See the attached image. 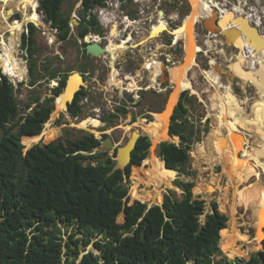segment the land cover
<instances>
[{
	"label": "trees",
	"instance_id": "1",
	"mask_svg": "<svg viewBox=\"0 0 264 264\" xmlns=\"http://www.w3.org/2000/svg\"><path fill=\"white\" fill-rule=\"evenodd\" d=\"M64 2L40 0L44 20L60 31L61 40L70 34V17L62 10ZM103 2L82 0L81 13L84 16L93 5ZM88 29L81 23L78 36L84 37ZM35 30L30 24L29 32L22 37L23 48L31 58V76L36 64L32 59ZM21 32L14 33L15 45ZM0 44V264H56L62 253L66 264L77 263V257V264H238L231 258L239 253L231 252L229 258L221 248V235L228 227L227 214L216 201L206 212V201L193 192L195 182L177 178L174 184L182 190V198L166 194L161 205L150 208V188L129 191L131 168L132 177L143 169L152 146L151 135L139 138L132 151V163L124 169L117 168L107 152L93 153L102 143L93 134L58 142L49 135L43 145L31 146L28 140L41 134L66 78L59 79L53 97L44 102L36 98L32 111L20 116L14 85L7 76L11 71L2 41ZM56 74L57 71L52 77L57 78ZM181 94L170 117L169 130L167 127L172 140L178 135L182 139L181 144L169 143L166 147L165 168L171 175L188 162L191 136L195 133L187 105L191 102L189 91ZM69 112L73 116L81 113L78 99L70 104ZM114 116L104 118L111 123ZM24 145L30 147L26 152ZM205 190L204 186L196 192ZM164 195L157 196V203L163 201ZM128 202L131 205L126 206L124 221L125 215L120 213ZM60 225L67 229L72 226L66 241ZM96 237L100 238L95 240ZM90 244L97 252L87 250ZM262 246V252L252 253L245 264H264V241ZM244 260L245 257L237 259Z\"/></svg>",
	"mask_w": 264,
	"mask_h": 264
},
{
	"label": "rangeland",
	"instance_id": "2",
	"mask_svg": "<svg viewBox=\"0 0 264 264\" xmlns=\"http://www.w3.org/2000/svg\"><path fill=\"white\" fill-rule=\"evenodd\" d=\"M31 1L36 4L37 9L41 15V20L38 23L36 22L39 25V27H36V30L33 33V38L35 41L34 46L36 49L34 55L32 56V59L36 63L34 66V74L31 76L29 73V67H30L29 59L31 58H29V53L27 49H24L22 45L23 33L29 32V29L25 24L23 26L22 32L19 35V41L16 45V51L13 54L15 65L14 64L12 66L10 65V67L8 65L11 71L10 72L11 76L7 75L9 77V80L14 85V95L16 98L20 116L26 115L27 113H29V111H31V108L35 107L36 103L34 101L36 98H39L41 102H44L47 98L53 97L54 96L53 88L59 85V79L64 77L66 74L68 77L70 73H72L73 71L80 72V70H82L84 67L83 60L85 59L84 54L82 53L84 47L81 44L80 39L78 38V30L80 26L77 23H75L74 20H72L73 15L75 13H78L79 15L81 14V11L83 9L81 3L82 0H65L63 4L62 10L64 15L70 17V21L71 23H73V25H77L76 27L73 26L74 29L70 28V34L66 40H61L59 37L60 31L52 28L51 25L44 20V15L40 10L39 0H31ZM175 1L179 2L180 0H173L172 2L173 5ZM18 4L19 6L22 5L21 0L18 1ZM3 7L6 8L5 11L7 9L9 10L10 7L8 5H5L4 2L0 1V41H2L4 52L7 53V50L13 46L10 40L13 38V34L11 33L13 30L9 31L6 22L2 17L1 13L2 11H4ZM172 8H174L172 4H169V12L172 10ZM190 11H191V3L188 0H182V4L180 6V14L183 17V21H184V22L182 21L181 23L182 25L185 23V16L186 18H188L187 15L190 13ZM29 12H31L30 5L27 6V13ZM22 19H23V15L22 12L20 11L11 14L9 17L10 22L15 21L17 22V24L20 23ZM1 20L3 23L1 22ZM18 20H20V22ZM155 34L156 33H153V35ZM244 43L245 41L243 42V44ZM228 44H233V43L231 42ZM0 49H1V44H0ZM178 54L179 57L173 58L171 62V66L179 64L184 60L185 51H179ZM208 55H212L214 57V55L211 52H209ZM219 56L221 57L220 59L223 60L224 57L222 56V54ZM209 60H210L209 56L199 53L197 56V63L199 66L198 65L193 66L188 73V78L191 80V82L193 81L192 86L195 89V92H193L191 88L185 89L189 91V96L191 97V102H188L187 105L190 109L189 116L194 125V132H195L191 136L190 151H192V153H189L190 157L188 162L181 167L182 170H177L173 175H171L169 171L165 168V162L162 156L160 155L161 143L158 144L156 150L154 151V155H153L154 162L152 163L148 162L150 160L152 153L151 150L152 146L150 145L148 149L149 156L144 161L143 169L138 171L136 175L132 177V168H131L129 191L136 193L139 190H143L144 187L150 188L152 191L151 195L153 196V201L147 203L152 204V203H156L157 196L160 194L162 195L163 193H165V195L171 194L174 198H178V199L182 198V190L176 185H174V187L171 186L172 188L168 189V184L171 183V181H175L177 178H182L188 181L195 182L196 187L194 186L193 192L196 196H200L202 199L206 201V212L211 210L212 201H216L219 204L220 210L227 214L229 218L227 223L228 228L225 232H223V234H226L227 236L238 237L237 239L236 238L231 240L228 239L225 244L221 245L223 253L227 255L229 258H231L230 257L231 252L239 253L238 255H236L234 258L231 259L238 262V264H245L252 253L262 252L260 251L262 249L260 245V241L264 238V236L262 235L263 237L261 236L259 237L258 235H256L255 232L256 227L254 225L255 215L253 216L254 211H252L250 207L245 205V202L240 197L239 192L242 189H245L246 187L251 186L254 183L255 184L259 183L260 185H264V174L260 169H258L255 175L246 177V174L241 170L243 164L242 165L237 164L236 166L232 167L231 170L226 171V167L228 165L226 161L222 160L219 156H217L214 160L215 153L213 152L214 147L212 146V143L214 142V138L221 141V146L223 148L226 147V145L223 144L222 141L223 138H225L228 141V143H230L231 145L232 144L233 146L236 145L235 147H237V149L233 153V155L234 158L240 162L243 159L248 158V154L252 149V143L254 139L253 137H250V134L245 131H235V133H233V134H241L242 137H245L244 141L241 143L236 142V140L233 138L232 139L229 138L233 134L226 137V135H228L230 132H228V130L224 128L225 123L221 119L219 120L218 115L220 114V108L218 106L219 103V96L217 92L218 90H216L215 86L212 85L207 80V79H211L212 81L217 80L214 77V75L211 73V69L213 67L215 68V66L212 65L211 69H209L210 68ZM0 67L2 68L1 63H0ZM229 68L235 71L236 73L241 74L239 72L240 68L238 65L234 64L230 67H227V69ZM204 69H208V70H204ZM202 70H204L203 73ZM55 71H57L56 74L57 78L52 77V74ZM21 73H25V76L21 79L17 78L21 75ZM241 75L243 76V74ZM228 81H229L228 75H223L221 80L222 84H228ZM31 82H34V84L31 85ZM168 85H169V90H168L167 101L164 102L162 105H159L157 108H152L151 111L153 114L151 117H145L147 118L146 120H142L140 117H138L136 118V120L133 121V123H131L130 122L131 116L128 113L127 115L120 114V116H117L110 123L109 121L105 120L104 117H107L109 116L108 114L112 113L111 110L113 109V107L110 106V104L104 106L96 105V107H99L101 109L99 110L100 112H98L102 117L100 121L101 126L99 128H92V131L89 129L85 130L83 128H80L78 125L83 119L92 118L99 121L100 118L96 116L98 113L94 112V110L90 111L88 109L87 103L85 102L83 109H81V113L78 116H73L71 115L67 107L64 110L56 109L55 102L58 96L57 97L55 96L53 102L55 108L51 113L49 120L45 123L41 134L35 136L38 137V139H36L34 143H31L29 140L28 143L31 146L35 144L43 145L44 142L48 139L49 135H52L56 139L55 142L65 141V139L67 138L75 139L85 134H93L95 137L96 136L102 137L103 135L102 131H105L108 135L107 138L111 140V142L114 144V147L111 149H107L101 144V146L97 148L93 153L98 154L100 152H107L109 156L113 157L114 155H116L115 154L116 149L126 144V142L132 136L133 132H139L144 136H147V134H149L151 135V139H152V134L151 131L148 130V127L150 126V124L152 125L156 123L157 120L155 115L161 114L162 112H164V110L167 107V102L173 90V84L169 82ZM223 89H224L223 87L221 88L219 87V90H223ZM232 90L239 98H243L249 103V104H245L246 110L244 111V114L241 115V117H243L244 120L250 121L253 120L254 116L256 115L257 119L259 121L261 120L260 124H262L264 127V113L260 112L261 111L260 107H257V106H262L264 104V102H262L264 96L258 95L256 90L252 86L251 87L248 86L244 90L241 80H239L238 78H235L232 81ZM104 93H107L105 96L112 100L110 95H112L113 92L104 90ZM181 95L178 100H180ZM256 98H257V106H253V101ZM178 100L177 102H179ZM28 104L30 106H28ZM176 104L173 110L177 106ZM173 110L171 112V115L173 113ZM127 111H131V110L127 109ZM77 117L78 119H76ZM170 117H169V123H170ZM107 123L110 125H107ZM103 127L104 130H101ZM212 133L214 137L211 136ZM101 140L103 141V139ZM181 141L182 139L178 135V138L174 140L170 138L169 142L181 144ZM151 144L153 145V142H151ZM27 148L29 147L25 146L24 150H26ZM210 154H212V156ZM115 160L116 162H118L117 156L115 157ZM85 163H88V161H86ZM92 163L95 164L96 162L93 161ZM212 179H214L213 186L208 187V185L205 182H209ZM199 181H205V182L200 184ZM204 186L206 187L207 190L201 193L196 192L198 189ZM228 190L231 191V195H230L231 198H230V202L228 204H225V200L228 195L227 192ZM221 196L224 197L223 202L221 201ZM130 199L131 197L129 194V201ZM127 205H130V202L124 205L123 210L120 213L122 216L123 214L125 215L126 213ZM202 217L204 218V215ZM123 222L124 221L118 223H123ZM60 226L62 227L64 240L66 241L68 239L69 234H71V227L67 229L63 225ZM263 228H264V224H263ZM67 230L68 232L66 233ZM243 234H245V236L241 237ZM81 236L82 235H79L78 237ZM256 236L258 239L256 238ZM98 238L100 237H96L95 240ZM249 241H253V244L251 246L244 248V250L242 251L237 250L238 246L243 245L245 247L246 245H248ZM81 247L83 248V246ZM87 250L96 251L93 247V244H90L87 247ZM60 257H62V259L59 258L56 264H66L65 263L66 255L62 253ZM242 257H245L244 261H237V259ZM78 261H79V257H77V263ZM189 264H195V263L194 261H191Z\"/></svg>",
	"mask_w": 264,
	"mask_h": 264
},
{
	"label": "bare ground",
	"instance_id": "3",
	"mask_svg": "<svg viewBox=\"0 0 264 264\" xmlns=\"http://www.w3.org/2000/svg\"><path fill=\"white\" fill-rule=\"evenodd\" d=\"M18 1L19 0H13L10 2L4 3L5 5H8L10 7V9L9 10L7 9L5 11L6 8L3 7L4 11H2V13H1L2 17L4 18V21L7 24L9 31L13 30L11 32L13 34V38L10 39L11 44L13 46L8 50L6 49L7 53H5V60L7 62V65H9V67H10V65L11 66L13 64L15 65L14 58H13V54L16 51V45H15L16 40H15L14 33L18 32V31H22L23 26L28 21H34V22L38 23L41 20V15H40L35 3H33L31 0H21L22 5L19 6ZM188 1H190V3H191V11L187 15L188 18H186V16H185V23L183 25L182 24L179 25L177 30L175 31L176 38L177 39H183V41H184L185 57H184V60L182 62H180L179 64H176V65H174L168 69L169 82L173 84V90L171 92L170 98L167 102V107L164 110V112H162L161 114H156L155 115L156 120H157L156 123L152 124V125L150 124V126L148 127V130L151 131L152 142H153V145L151 148V150H152L151 157H150V160L148 161L149 163L154 162L153 161V158H154L153 155H154V151L156 150V147L158 146V144H160V143L165 144V143H168L170 141V137L167 134V127L169 128V124H168L169 123V117H170L171 112H172L177 100L179 99L181 93L185 89H189V88H191L192 91L195 92V89L192 86L193 81L191 82V80L188 78V73L192 69L193 66L198 65L197 56H198L199 52L204 51L203 47L201 45H199L196 41L195 25H196L199 17H203V18L207 19V17L210 15L211 11L213 10V2L211 3L212 5H207L204 0H188ZM28 5H30V7H31V12H29V13H27V6ZM234 9H236L235 12H237V13H239V11L243 12V9L239 6L234 7ZM18 11L22 12V15H23L22 21L18 24L15 21L10 22L9 21L10 15L15 13V12H18ZM235 12H230L232 14L229 13L228 15L224 16V18L221 20L220 23H221V26L223 27V29L225 26H226L225 29L227 31H229L230 29H233V28L235 30L238 29L235 27H237L240 24V22H242V19L235 21L234 20ZM248 12H250V11H248ZM252 18L253 17L250 15V17L247 18V21H248V19L250 20ZM256 19H257V17H256ZM1 22H2V20H1ZM229 25L235 26V27L229 28L230 27ZM162 29H163V26L157 25L154 27L153 33L158 34V32ZM251 33H252L251 35L246 37L241 30V32L233 35L232 37L229 36L230 38L228 39V41L225 40L227 43L232 42L234 45L239 47V51L234 54L233 60L229 59L228 57L223 58V60H221L218 57H213V56L210 57L211 55L210 56L208 55L210 57L209 65H211V67H212V65L215 66V68L213 67L211 69V67H210L209 69H211V73L214 75V77L217 80L212 81L211 79H207L212 85L215 86L216 90H218L217 91L218 96H219L218 106L220 108V114L218 115L219 120L221 119L225 123L224 128H226L228 130V132H230L228 135H226V137L235 133V131H245V132L249 133L250 137H253V139H254V141L252 143V149L248 154V158H245L240 162V161H237L233 155V153L237 149V147H235L236 145L233 146V144L231 145L226 140V142H225L226 147L223 148L221 146V141L214 138V142L212 143V146L214 147L213 152L215 153V156L213 155L214 160L217 156H219L222 160L226 161L228 163V165L226 167V171L231 170L232 167L236 166L237 164H241V165L243 164V167L241 170H242V172H244L246 174V177H249L251 175H255L257 173L258 169H260L262 171V173L264 174V127L262 124H260L261 120L259 121L257 119L256 115L254 116V119L250 120V121L244 120V118L241 117V115H243L244 111L246 110L245 104H249V103L245 99L239 98L234 93V91L232 90V81L235 78H238L239 80H241V83H242L244 90L246 89V87L252 86V87H254V89L256 90L258 95L264 96V34H263V32H259V31H258V33H259L258 34L255 29L253 31H251ZM244 36H245V38H244ZM252 37L254 39H257L258 41H260L261 45H257L253 42L251 43ZM211 38H213V36ZM244 41H245V43L243 44ZM113 47L109 48L110 52L112 53V56L114 55V53H113L114 49H112ZM205 52L209 53L208 49H205ZM248 55L250 58V60H249L250 64L246 63ZM234 64L239 66V68H240L239 72L241 74H243V76L241 74H238L235 71L231 70L230 68L227 69V67H230ZM204 70H208V69H204ZM204 70H202V73L204 72ZM223 75H228V78H229L228 84H222L221 80H222ZM24 76H25V73H21V75L17 78L21 79ZM207 76H208V74H207ZM78 84H81V78L79 75H76V76L71 78L70 86L71 85L77 86ZM219 87L220 88L223 87L224 89L219 90ZM66 100L67 99L65 98V94H63V92H62L57 97V100L55 102L56 109H58V110L66 109ZM262 102H264V97H263ZM253 106H257V98L253 101ZM257 107H260V110H261L260 112L264 113V104L262 106H257ZM217 114H218V112H217ZM78 126L80 128L85 129V130L89 129L92 131V128H99L101 126V122L96 120V119H92V118L83 119L79 123ZM167 135H168V137H167ZM211 136H213V133ZM240 136H241V134H233L229 138H231V139L233 138L236 140V142L241 143L244 141L245 137H242V136L240 137ZM36 139H38V137L31 138L30 142L34 143V141H36ZM197 151H198V149H197ZM213 152H210V153H213ZM210 155L212 156V154H210ZM117 158H118L117 163H119L120 165H123L127 162V159L124 156H122L121 154L117 155ZM232 171H234V170H232ZM204 182L205 181H199L200 184H202ZM213 182H214V179H212L209 182H205V183L208 185V187H211V186H213ZM227 192H228V195L226 197L225 204H228L230 202V198H231L230 197L231 191L228 190ZM239 195L243 199V201L245 202V205L250 207L252 209V211H254L253 216L255 215L254 225L256 227V231H257L258 226L260 224L259 218L261 216L262 222L260 224V227H261V229H263V231L261 232L262 234L256 233V235H258L259 237L260 236L263 237L264 236V228H263V224H264V185H260L259 183H256V184L254 183L251 186H248L245 189H242L239 192ZM156 203H157V201H156ZM244 236H245V234H243L241 237H244ZM235 238L237 239L238 237L227 236L226 234H223L221 241H220L221 245L225 244L228 239L231 240V239H235ZM256 238H257V236H256ZM263 241H264V238L260 241L261 248L263 247L262 246ZM252 244H253V241H249L248 245H246L245 247L243 245H240L237 247V250L242 251V250H244V248L251 246Z\"/></svg>",
	"mask_w": 264,
	"mask_h": 264
},
{
	"label": "flooded vegetation",
	"instance_id": "4",
	"mask_svg": "<svg viewBox=\"0 0 264 264\" xmlns=\"http://www.w3.org/2000/svg\"><path fill=\"white\" fill-rule=\"evenodd\" d=\"M204 1L207 5H212L211 3L213 2V10L208 17H212L213 13L217 15L215 20L217 32L209 31L204 26V20L202 24L199 23L196 25L202 32L212 33L208 45L209 52L214 57L221 58L219 55L222 54L224 58H227L232 55L234 56L239 51V47L234 44H228L225 41L223 31L226 29H223L220 24L224 16L230 12H235L236 9L234 7L236 6L241 7L243 12H235V17L244 14L242 17L248 18L251 15L253 18L248 19L249 24L264 34V0ZM173 6L180 11L177 6ZM147 9L148 16L153 14L161 15L162 13L167 17L168 8L166 0L160 4L154 3ZM126 15H128L127 18H125ZM143 19L144 12L139 11L137 4L123 6L116 11L118 24H115L112 32L106 33L102 29H96L102 36L100 45L105 48L103 54L99 56L89 55L86 52L87 45L85 44L84 46L82 42L84 47L82 53L85 59L83 60L84 67L80 70V73L83 76L84 83L75 99L85 101L89 107L110 104L113 107L111 111L115 115L113 120L117 116H120V114L127 115L128 113L131 116V123L138 117L146 120L147 118L145 117L152 116V108H157L168 99V45L172 41H169L166 29L160 30L158 32L159 35H153L152 30L148 36H145L144 31L138 27ZM232 27L235 26H230L229 28ZM235 28L239 27L237 26ZM212 36L213 38H211ZM110 46H114L112 48L114 49L113 56L109 50ZM64 77L67 81V74ZM104 90L113 92L110 95L112 100L105 96L107 93H104ZM127 109L131 111H127ZM107 125L110 124L107 123ZM101 130H104V127ZM102 132V139L104 140L107 138L104 137L107 133L105 131Z\"/></svg>",
	"mask_w": 264,
	"mask_h": 264
},
{
	"label": "built area",
	"instance_id": "5",
	"mask_svg": "<svg viewBox=\"0 0 264 264\" xmlns=\"http://www.w3.org/2000/svg\"><path fill=\"white\" fill-rule=\"evenodd\" d=\"M163 1L164 0H104L103 4L93 5L86 12V14H84V16L82 13L80 15L78 13H75L73 15L72 20H74V22L77 23L78 25L81 23H84L89 28L84 37L78 36L81 44H82V42L84 43V46H85V44L87 45V44H91V43L101 44L102 36H101V34H99L96 31V29H102V31H105L106 33L112 32L115 24L116 23L118 24V21L116 20V11L118 9H120L121 7L127 6L129 4H137L139 11L144 12V19L140 22L138 27L144 31L145 36L146 35L148 36L149 33L152 32L154 27L157 25L163 26V29H166L168 32L169 41H172L168 45L167 69H169L170 67H172L171 62H172L173 58L179 57L178 52L185 50L183 39H177L176 34H175V31L177 30L178 26L181 25V23L183 21V17L181 16L180 11H178L173 6V3H172L173 0H166L167 8H168L167 17H165L162 13H161V15H154V14L150 15V16L147 15L148 14V9H147L148 7H151L154 3L160 4ZM169 4H172V6L174 7V8H172V11H170V12H169ZM181 4H182V0H180L179 2L175 1V3H174V5L177 6L179 9H180ZM82 8H83V5H82ZM125 10L127 11V9H125ZM239 13H240V11H239ZM245 16H246V14H245ZM127 17H128V15L125 16V18H127ZM246 17H248V16H246ZM203 20H205V18L199 17L196 24H199V23L202 24ZM132 21L136 22L135 20H132ZM73 26L76 27L77 25H73V23H71V21H70V28L74 29ZM52 28L58 30L55 27H52ZM157 35H159V33ZM211 35H212V33H210V32L204 33V32H202V30H200L197 27V25H195L196 41L204 49V51L199 52L200 54H205L206 56H208V53L205 52V49L207 48L208 52H209V45L208 44H209V40H210ZM110 47H112V46H110ZM228 58L233 60L234 56L232 55V56H229ZM249 60H250V58L248 55L247 61H246L247 64H250ZM210 67H211V65H210ZM84 104H85V101H78V106L81 109H83ZM33 108H31V111ZM91 108L96 113L100 112L99 107H96V106L89 107L88 106V109L90 111H92ZM31 111H29V113ZM26 115H24V116H26ZM96 116L99 117L100 118L99 121H101L102 118L100 117V113H98ZM99 139L101 140L102 137H100ZM71 233H72V226H71Z\"/></svg>",
	"mask_w": 264,
	"mask_h": 264
},
{
	"label": "water",
	"instance_id": "6",
	"mask_svg": "<svg viewBox=\"0 0 264 264\" xmlns=\"http://www.w3.org/2000/svg\"><path fill=\"white\" fill-rule=\"evenodd\" d=\"M39 5H40V0H39ZM232 14V13H230ZM217 15L215 13H213L212 17H208L207 19L204 20V26L210 30V31H216L217 32V25L215 23V20H216V17ZM242 19V22H240V24L238 25V31L235 30L234 28L233 29H230L229 31L227 30H224L223 31V36L225 38L226 41H228V39L230 37H232L233 35L241 32L245 34L246 37H248L249 35H251V31H253L254 29L256 30V28H254L253 26H251L249 24V22L247 21V18H244L242 16H237L235 17V21L237 20H240ZM221 22V21H220ZM30 24H33L35 27H39V25L34 22V21H28L26 23L27 25V28L29 29V25ZM221 24V23H220ZM257 31V30H256ZM258 33V31H257ZM259 34V33H258ZM230 36V37H229ZM255 43L257 45H261V42L258 41L257 39H254L252 37V40H251V43ZM86 52L89 54V55H93V56H99L100 54H103L105 52V48H103L100 44L98 43H91V44H87L86 46ZM167 72H168V69H167ZM76 75H79L80 78H81V84H78L77 86L76 85H71L70 86V80L72 77L76 76ZM168 81H169V76H168ZM84 83V80H83V76L81 75L80 72H77V71H73L72 73H70V75L67 77V81H66V85L64 87V90H63V94H65V98L67 99L66 100V107L67 109L69 110V106L70 104H72L76 98V95L77 93L82 89V84ZM174 111V110H173ZM174 135H177V134H174ZM141 136H144L142 135L141 133L139 132H133L132 136L130 137V139L126 142V144H124L123 146L119 147L116 149V156L121 154L122 156H124L126 159H127V162L123 165H120L119 163H117L116 167L117 168H122L124 169L127 165H130L132 163V151L136 148V145H137V142L139 140V138ZM180 136V135H179ZM181 137V136H180ZM225 141L226 139L223 138V144H225ZM169 143H174V142H168V143H165V144H161L160 146V155L162 156L164 162H165V152H166V147ZM104 147H106L107 149H111L114 147V144L111 142L110 139L108 138H105L102 143H101ZM30 148V147H29ZM27 148L25 150V152L29 149ZM189 153H192V151H189ZM115 156V157H116ZM115 157H114V160H115ZM116 161V160H115ZM177 171V170H176ZM174 181H171V183L168 184V189L169 188H172L171 186L174 187ZM165 196L164 195V198H163V201L161 203H152V204H148V208H150L151 206L153 205H161L164 200H165ZM131 205V204H130ZM259 222L261 224L262 222V218L260 216L259 218ZM127 220V216H126V213H125V218H124V221ZM260 224L258 226V229L256 231L257 234H262L261 232L263 231V229H261L260 227ZM196 263V261H195Z\"/></svg>",
	"mask_w": 264,
	"mask_h": 264
},
{
	"label": "crops",
	"instance_id": "7",
	"mask_svg": "<svg viewBox=\"0 0 264 264\" xmlns=\"http://www.w3.org/2000/svg\"><path fill=\"white\" fill-rule=\"evenodd\" d=\"M226 28V26L224 27V29ZM228 228V227H227ZM222 234H223V232H222Z\"/></svg>",
	"mask_w": 264,
	"mask_h": 264
}]
</instances>
